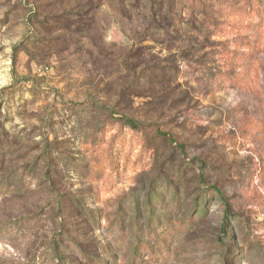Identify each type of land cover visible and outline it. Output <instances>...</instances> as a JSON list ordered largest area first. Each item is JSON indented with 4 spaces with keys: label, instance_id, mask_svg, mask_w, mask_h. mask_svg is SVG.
I'll return each instance as SVG.
<instances>
[{
    "label": "rangeland",
    "instance_id": "rangeland-1",
    "mask_svg": "<svg viewBox=\"0 0 264 264\" xmlns=\"http://www.w3.org/2000/svg\"><path fill=\"white\" fill-rule=\"evenodd\" d=\"M0 264H264V0H0Z\"/></svg>",
    "mask_w": 264,
    "mask_h": 264
},
{
    "label": "trees",
    "instance_id": "trees-1",
    "mask_svg": "<svg viewBox=\"0 0 264 264\" xmlns=\"http://www.w3.org/2000/svg\"><path fill=\"white\" fill-rule=\"evenodd\" d=\"M250 48V44H246L245 45V49L248 50ZM247 69L246 71H241V72H238V73H233L231 75V81L234 83V84H240L244 81H246L248 75H247ZM107 111V109H105ZM110 113V117H115V116H112L111 114V111H109ZM111 120V121H110ZM116 120V126L119 127V129L121 128H126L127 130L133 132L134 134L138 135L140 134V132L142 131V128H144L145 126H143L142 124L134 121L133 119H130L126 116H122V117H115V118H111V119H107L104 124H103V127L107 126V125H113L115 124L114 121ZM148 127V126H146ZM179 149L181 148L180 146L178 147ZM96 174H98V172H96ZM223 228H225V222L223 223ZM152 255V254H150Z\"/></svg>",
    "mask_w": 264,
    "mask_h": 264
}]
</instances>
